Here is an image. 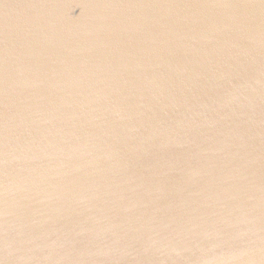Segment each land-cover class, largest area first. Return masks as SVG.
I'll list each match as a JSON object with an SVG mask.
<instances>
[{
    "label": "water",
    "instance_id": "obj_1",
    "mask_svg": "<svg viewBox=\"0 0 264 264\" xmlns=\"http://www.w3.org/2000/svg\"><path fill=\"white\" fill-rule=\"evenodd\" d=\"M0 264H264V0H0Z\"/></svg>",
    "mask_w": 264,
    "mask_h": 264
}]
</instances>
